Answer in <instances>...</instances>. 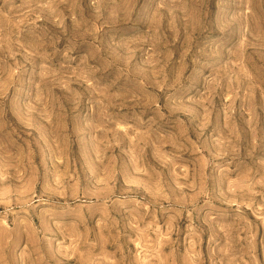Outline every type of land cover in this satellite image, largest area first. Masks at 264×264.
<instances>
[{"label": "rangeland", "instance_id": "obj_1", "mask_svg": "<svg viewBox=\"0 0 264 264\" xmlns=\"http://www.w3.org/2000/svg\"><path fill=\"white\" fill-rule=\"evenodd\" d=\"M0 264H264V0H0Z\"/></svg>", "mask_w": 264, "mask_h": 264}]
</instances>
